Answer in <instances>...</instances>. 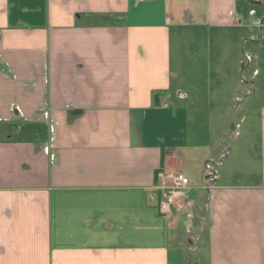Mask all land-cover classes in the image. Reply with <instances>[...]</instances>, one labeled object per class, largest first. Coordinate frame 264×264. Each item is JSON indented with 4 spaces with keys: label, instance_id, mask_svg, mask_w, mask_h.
Listing matches in <instances>:
<instances>
[{
    "label": "crops",
    "instance_id": "obj_1",
    "mask_svg": "<svg viewBox=\"0 0 264 264\" xmlns=\"http://www.w3.org/2000/svg\"><path fill=\"white\" fill-rule=\"evenodd\" d=\"M240 1L0 0V264H172L198 222L207 264H264V170L220 185L212 145L189 146L186 109L164 100L173 28H241ZM202 164L163 214L159 173Z\"/></svg>",
    "mask_w": 264,
    "mask_h": 264
},
{
    "label": "rangeland",
    "instance_id": "obj_2",
    "mask_svg": "<svg viewBox=\"0 0 264 264\" xmlns=\"http://www.w3.org/2000/svg\"><path fill=\"white\" fill-rule=\"evenodd\" d=\"M254 7L259 14L251 16ZM237 9L245 19L246 25L241 28L218 32L190 22L173 28L171 67L176 76L171 97L164 100L171 108L186 109L189 146L212 145L215 163L210 164L206 174L214 170L220 185L250 187L263 183L264 28L261 31L252 19L259 18L264 9L245 0ZM248 37L256 41L246 40ZM179 90L185 95L179 96ZM192 140L201 142L190 144ZM191 159L186 156L189 164ZM197 165L192 172L182 170L190 178V186L199 187L205 182L204 165ZM193 192L201 199L200 205L207 201V190L197 188ZM198 223L174 244L172 264H207V255L203 249L198 251L195 241L202 234Z\"/></svg>",
    "mask_w": 264,
    "mask_h": 264
},
{
    "label": "built area",
    "instance_id": "obj_3",
    "mask_svg": "<svg viewBox=\"0 0 264 264\" xmlns=\"http://www.w3.org/2000/svg\"><path fill=\"white\" fill-rule=\"evenodd\" d=\"M254 13V11L250 12L251 15H254ZM256 23H259V21ZM190 183V178L181 171L159 173L158 189L161 193V197L158 200L159 210L165 215L169 214L172 206L178 200L185 198Z\"/></svg>",
    "mask_w": 264,
    "mask_h": 264
},
{
    "label": "trees",
    "instance_id": "obj_4",
    "mask_svg": "<svg viewBox=\"0 0 264 264\" xmlns=\"http://www.w3.org/2000/svg\"><path fill=\"white\" fill-rule=\"evenodd\" d=\"M111 16L108 15H102V16H98L97 20L101 23H107V24H111L113 23L111 20Z\"/></svg>",
    "mask_w": 264,
    "mask_h": 264
}]
</instances>
